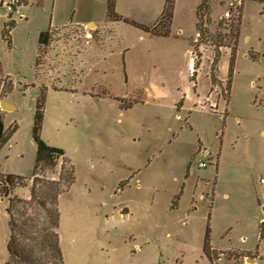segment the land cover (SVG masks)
I'll return each instance as SVG.
<instances>
[{
  "label": "rangeland",
  "instance_id": "374dc122",
  "mask_svg": "<svg viewBox=\"0 0 264 264\" xmlns=\"http://www.w3.org/2000/svg\"><path fill=\"white\" fill-rule=\"evenodd\" d=\"M198 3L21 5L10 48L0 33V101L13 108L0 112V264L8 200H28L34 176L41 190L61 168L73 174L58 197L64 264H264V0H208L200 29ZM48 30L60 35L37 71ZM41 92L40 139L64 156L34 173Z\"/></svg>",
  "mask_w": 264,
  "mask_h": 264
},
{
  "label": "trees",
  "instance_id": "16d2710c",
  "mask_svg": "<svg viewBox=\"0 0 264 264\" xmlns=\"http://www.w3.org/2000/svg\"><path fill=\"white\" fill-rule=\"evenodd\" d=\"M112 0H108V5ZM209 4L208 0H199L196 7V19L198 28L202 22L207 23ZM163 19L169 20L167 13ZM13 23H7L3 30V38L9 47V32ZM49 32L40 33L38 36L36 64L40 63L42 54L47 51L49 45ZM230 78V77H229ZM230 81V80H229ZM230 85V84H229ZM44 95L41 92L37 100V108L34 115L33 141L36 147L35 169L38 164L47 165L50 168L59 159L63 158L64 152L61 149L49 147L39 136L42 121V105ZM5 127L0 115V146L4 141ZM57 182H47L41 190L36 189L38 180L34 176L28 200L9 199L6 209L8 239L6 243L7 261L5 264H64L60 247L58 197L61 195L60 182L63 180L68 186L73 181L72 171L65 175L63 168L58 176ZM7 187L12 186L14 178L5 176L3 179ZM1 185V183H0ZM3 185V184H2ZM264 205V202H263ZM264 207V206H263ZM260 240L264 238V226L259 229ZM203 254L210 262L209 257V230L205 229L202 246Z\"/></svg>",
  "mask_w": 264,
  "mask_h": 264
},
{
  "label": "crops",
  "instance_id": "0c3cea01",
  "mask_svg": "<svg viewBox=\"0 0 264 264\" xmlns=\"http://www.w3.org/2000/svg\"><path fill=\"white\" fill-rule=\"evenodd\" d=\"M244 1V0H243ZM27 2H28V0H22V2H21V4H20V7H21V5H24V4H27ZM20 7H19V10H20ZM243 10H244V8H243V5H242V9H241V13H240V17H239V36H240V26H241V20H242V16H243ZM20 12V11H19ZM261 14H264V6H263V11H262V13ZM7 19H8V17H7ZM21 19V18H20ZM8 22H10V20L8 19L7 21H3L2 22V24H1V30H0V33H1V37H2V39L6 42V40L3 38V30H4V28H5V26L7 25V23ZM12 23H13V21H12ZM13 25H15V23H13ZM81 27H84V28H89V27H92V28H95V29H97L95 26H93V25H89V23H86V24H84V26H81ZM12 29H14V26H13V28ZM12 29L10 30V32H9V42H10V44H9V47L8 48H10L11 47V38H10V33H11V31H12ZM45 32H47V31H45ZM48 32H49V35H50V40L51 39H53L54 38V36L55 35H60V33L59 32H57V31H49L48 30ZM41 33H44V32H41ZM40 34V33H39ZM39 36V35H38ZM37 42H38V39H37ZM7 43V42H6ZM38 44V43H37ZM50 44H51V41H49V45H48V47L47 48H49L50 47ZM37 47H38V45H37ZM248 53H253V55H257L258 57H257V60H259V57H261L262 55L261 54H263L262 52H258V51H256V50H254V49H250V51L248 52ZM261 55V56H260ZM249 56V55H248ZM36 58H37V49H36V56H35V67H34V69L35 70H39L38 69V65L36 64ZM0 75H1V73H0ZM6 81H8L7 79H0V90H3V86H4V84H5V82ZM221 83V82H220ZM6 85V84H5ZM229 90H230V88H229ZM214 105V104H213ZM180 109H182V108H180ZM182 111H184V109L182 110ZM184 112H188V111H184ZM195 112V111H194ZM3 120V119H2ZM202 162V161H201ZM204 162V161H203ZM207 164H208V166L210 165L208 162H207ZM263 182V181H262ZM264 202V201H263ZM262 202V203H263ZM171 206H172V208H174V207H178L177 205H175L174 204V202H172L171 203ZM193 210L194 211H196V208H193ZM260 240V239H259ZM248 260V259H247Z\"/></svg>",
  "mask_w": 264,
  "mask_h": 264
},
{
  "label": "built area",
  "instance_id": "2783aa9c",
  "mask_svg": "<svg viewBox=\"0 0 264 264\" xmlns=\"http://www.w3.org/2000/svg\"><path fill=\"white\" fill-rule=\"evenodd\" d=\"M22 0H0V13L5 14L9 20H12V17L19 16V7ZM85 40H90L91 36L86 34ZM208 166L205 162H199L198 168L205 169ZM201 198L200 200H202Z\"/></svg>",
  "mask_w": 264,
  "mask_h": 264
},
{
  "label": "water",
  "instance_id": "95a60500",
  "mask_svg": "<svg viewBox=\"0 0 264 264\" xmlns=\"http://www.w3.org/2000/svg\"><path fill=\"white\" fill-rule=\"evenodd\" d=\"M13 110L11 106L7 103L0 101V112L2 113H9ZM262 211L264 212V207H262Z\"/></svg>",
  "mask_w": 264,
  "mask_h": 264
}]
</instances>
